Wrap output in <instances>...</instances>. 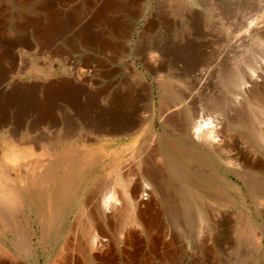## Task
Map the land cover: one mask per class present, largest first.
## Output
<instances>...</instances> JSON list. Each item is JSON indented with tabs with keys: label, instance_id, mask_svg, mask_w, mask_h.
Instances as JSON below:
<instances>
[{
	"label": "rangeland",
	"instance_id": "obj_1",
	"mask_svg": "<svg viewBox=\"0 0 264 264\" xmlns=\"http://www.w3.org/2000/svg\"><path fill=\"white\" fill-rule=\"evenodd\" d=\"M105 3L109 7L100 13V8ZM221 11L228 12V20L232 23L220 14ZM256 12H259L264 25V0H30L28 4H21L17 0H0V99L8 100L17 94L26 96L37 87L36 99L41 105L31 106L26 112L22 109V124L27 125L37 118L50 115L56 124L81 128V132L84 127L94 128L104 123L127 119L141 120L139 117L142 116L140 131L134 130L128 136L106 138L112 139L113 143L125 142H120L121 144L111 150L132 145L127 152L132 161H128L127 165H130L124 167L125 173L121 171L122 175L131 172L130 169L142 170L147 166L145 159L159 141L156 135L168 136L163 125L165 116H160L157 110L159 91L156 83L168 80L166 75L170 74L177 77L176 85L183 93H187L191 80L190 76L185 77L188 73L187 65L175 66L176 57L190 53L194 55L193 67L197 64L201 66L218 48L220 41L228 36L234 21L246 20L256 15ZM27 17L33 18L31 24L26 22ZM44 32L48 33L47 48H43L36 41ZM126 45L131 50L129 54L122 53ZM245 45L240 48L239 60L244 63L255 62L259 78L254 76L252 82L242 85L241 96L238 98L241 101L237 100L235 106L240 107L245 114L252 115L256 108L249 102L250 92H264V47L250 41ZM230 50L219 58V65L224 62L232 64L231 58H235L236 54ZM129 65L137 69L131 70ZM160 68L164 73L153 74V70L155 72ZM218 68L212 72L217 86L219 73L215 70ZM79 74L88 81L85 85L81 84L82 80L77 79L82 78ZM142 81L150 86V99ZM73 93L72 100L68 99ZM16 101L18 100L10 107L21 105ZM19 101L22 103V100ZM44 104H48V110L44 108ZM145 132L149 134L146 141L141 138ZM48 136L57 139L59 135ZM7 137H10L7 132H0V157L12 149V146L7 149L12 141L7 140ZM86 141L92 148L101 145L93 137L86 138ZM245 146L242 150L246 151L247 160L256 168L253 175L245 172L239 178L230 169L211 160L200 148L196 150L207 162H211L220 177H225L231 185L237 187V195L222 197L229 201V205L220 207L200 194L199 200L189 202L188 213L180 205L176 222H171L162 213L164 203L159 192H155L152 183L142 182L140 179L138 181L135 170L130 174H133V181L128 187L131 189L138 182L141 188L137 194V208L133 207L130 199H121L122 206L118 205L117 208L124 209L123 214H108L111 219L105 221L107 224L101 225L102 231L95 226L96 221L101 220L93 215L92 203L81 217V223L74 226L73 233L70 231L71 226L76 223L75 215L81 211V191L78 192L75 204H71L66 212L57 239L52 237L40 244L38 224L28 217V212L22 214L20 219L28 217L32 225L29 235L33 247L32 252L27 255L33 256L30 260L28 257L19 258L17 263H53L59 253H65L62 241L69 236L72 237L69 243L71 246L68 245L72 260L68 264H88L84 262L77 247L80 243L84 247L89 246L88 237L96 235L102 238L104 246L94 251L86 250L98 257L104 253L112 264H130V260L123 253L126 248L130 252H137L140 264H264V147H255L253 152L249 144ZM157 160L159 163L160 155H157ZM188 170L198 180H208V168H201L193 163L188 166ZM248 176L256 177L260 182L257 189L253 190V196L242 184ZM175 184L181 187L183 180L178 177ZM120 190L119 188L118 192ZM205 191L211 192L208 188ZM210 210L213 215L208 214ZM153 219L157 222V227L149 229L137 225L140 220L149 222ZM83 225L88 227L86 233L83 232ZM161 227L163 231L160 233ZM157 235L160 237L158 247L153 249L149 241ZM91 264L103 263L99 258H94Z\"/></svg>",
	"mask_w": 264,
	"mask_h": 264
},
{
	"label": "bare ground",
	"instance_id": "obj_2",
	"mask_svg": "<svg viewBox=\"0 0 264 264\" xmlns=\"http://www.w3.org/2000/svg\"><path fill=\"white\" fill-rule=\"evenodd\" d=\"M17 1L21 4H28L30 0ZM107 7H109V4H103L100 8V13ZM258 13L256 12V15L249 18L246 15L248 18L246 20L234 21L230 26L228 36L220 41L218 48L209 56L208 61L206 60L207 62L202 63L201 66L197 64L193 67L194 55L190 53L179 54L176 57L177 60L174 61L175 66L179 64L187 65L188 73H186L187 75L190 74L185 76H190L189 78L191 79L190 85L187 87V93H183L176 85V76L167 74L168 80H157L158 83L156 84L159 91L157 110L160 116H165L163 125L168 136L159 137L156 135L159 141L151 150L148 158L145 159L147 166L142 170L140 168L138 170L137 168L130 170H132L131 172L136 170L138 181L140 179L142 182L147 181L152 183L153 189L155 192H159L164 203V212L162 213L171 222H176L180 214V205L188 213L189 202L197 200L200 194L205 195L206 200L214 202L220 207L229 205V201H226L222 197L238 194L237 187L233 184L231 185L225 177H220L211 162H207L196 151L197 149L200 148L211 160H215L219 166L230 169L232 174L237 178L245 172L252 174L256 168L253 163L247 160L246 151L242 150V147L249 144L250 150L253 152L255 151V147H264V92L256 90L250 92L249 102L256 108V112L252 115L245 114L235 104L239 100V96H241L242 85L249 83V81L252 82L254 76L259 78L255 62L244 63L239 60L240 48L249 41L264 47V25ZM220 14L228 20L227 11H221ZM25 20L31 24L33 18L27 17ZM47 34L44 32L36 40L43 48H47L48 46L46 42V39H48ZM51 34L53 35V33ZM227 50L236 54L235 58H231L232 64L228 65L224 62V64L219 65V58ZM130 51L128 45L122 49V53L129 54ZM129 67L132 68L131 70L137 69L131 65ZM217 67L219 68L215 72L219 73V77H217L219 78L218 86L215 85L212 73L213 69ZM154 73L155 75L164 73V70L161 68L155 72L153 70ZM80 77L82 78L77 77V79L79 81L82 80L81 84L85 85L88 81L84 76L80 75ZM142 84L150 99L151 89L149 84L143 81ZM219 89H225L226 91L222 92ZM49 92L51 91L49 90ZM73 96L74 93L68 99L73 98ZM36 98L37 87L26 96L17 94L12 95L8 100L3 101L0 99V132L3 134L7 132L10 137L6 139L13 141H10L7 147L9 150V147L12 146V149L4 152L0 157V264H18L17 259L19 258L28 257V260L32 258L33 254L27 255V253L32 252L33 247L32 239L29 235L32 225L28 217L32 218L39 226L40 244H44V242L52 237L57 239L64 216L71 204H75V201H77L79 191L83 194L80 202L81 211L79 210L80 212L75 215L76 223L71 226V232L74 226L81 223V217L85 215L90 203L93 204V215L102 221L95 220V226L100 231H102L101 225L103 223L107 224V220L111 219L108 214L112 216L116 213L123 214L124 209L119 210L117 208L118 205L122 206L121 199L125 197L126 199H130L135 209L139 203L137 194L141 188L138 182L130 189L128 185L133 181L131 179L133 174L130 175L131 172L125 175L121 174L128 161H132V158L127 156V152L132 145H124L123 147L111 150L112 147L125 142L116 141L113 143L112 139L106 138L128 136L134 130L140 131L143 117H139L141 120L127 119L110 124L104 123L94 128L84 127L83 132H81V128L74 129L66 124H56L49 117L50 115H44L45 118L40 117L27 125H23L21 121L23 119H20L23 116L21 110L23 109L26 112L28 111L26 109H29L31 106H40L41 103ZM16 99L18 100L16 102H20L21 105L17 104V106L13 107L16 109L14 110L10 105L15 104ZM19 100H22V103ZM238 104L242 105L241 102ZM148 106L150 108V105ZM44 108L48 110V104H44ZM173 109L175 111H172ZM12 119L14 120L12 121ZM53 134L59 135L57 139L56 137L48 136ZM26 135L30 137H24ZM148 136L149 134L145 132L141 138L146 141ZM90 137L95 138L101 145L98 148L89 147L86 143V138ZM157 155L161 156L159 163ZM193 163L198 164L201 168H208V180L206 182L198 180L189 172L188 166ZM13 174L14 176H12ZM178 177L183 180L184 185L182 184L181 187L175 184V180ZM129 178L130 180H128ZM242 184L247 192L253 196L255 193L253 190L257 189L256 187L260 182L256 177L248 176ZM119 188L121 189L120 192H118ZM207 188L211 190L210 193L205 191ZM26 212H28V217L20 219V216ZM208 214L213 215V211L210 210ZM137 225L150 229L157 227V222L154 219L149 222L140 220ZM87 230L88 227L83 225V232L86 233ZM162 231L163 228L161 227L159 232L161 233ZM159 238V235H157L150 239L149 242L153 249L158 247L157 242ZM70 240H72V237L67 236L63 238L64 255L59 253L53 263L49 264H68L72 260L71 252L68 249L71 246L69 245ZM87 242L89 246L84 247L80 243L77 247L78 252L84 258V262L91 264L94 258H99L103 264L113 263L108 257L103 255L104 253L98 257L86 250L91 249V251H94L104 246L101 237L96 235L90 236ZM126 249L123 253L130 260V264H140L137 252H130ZM100 251L102 250L100 249ZM142 263L149 264L148 262Z\"/></svg>",
	"mask_w": 264,
	"mask_h": 264
}]
</instances>
